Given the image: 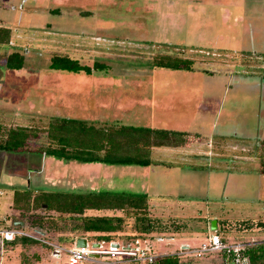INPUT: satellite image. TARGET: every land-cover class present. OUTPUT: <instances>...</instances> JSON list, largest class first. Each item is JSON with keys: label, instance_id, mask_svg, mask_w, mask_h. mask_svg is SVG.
Segmentation results:
<instances>
[{"label": "rangeland", "instance_id": "374dc122", "mask_svg": "<svg viewBox=\"0 0 264 264\" xmlns=\"http://www.w3.org/2000/svg\"><path fill=\"white\" fill-rule=\"evenodd\" d=\"M2 1L0 21L11 29L12 35L9 44L0 45V125L3 127L0 134L9 127L29 126L39 131V138L33 144H44L47 136L43 130L53 118L94 116L91 115L92 105L84 109L78 103L88 105L95 95L68 94L67 89H73L78 83H71V77L58 74L71 73L49 68L53 55H68V41L74 42V48L77 49L75 57H79L82 64L93 66L97 61L107 66L105 70L96 72L97 78L122 76V91L132 89L139 93L142 89L145 90L134 81L141 78L147 80L149 75L153 76L151 70L154 59L160 55L194 58L192 61L198 63L194 67L210 68L211 75L220 78L222 82V86L214 92L223 98L218 117L223 131L229 128L225 123L229 119L227 111L232 113L234 110L239 116L235 118L238 124L234 128L237 130L232 128L222 136L213 132L210 140L214 142V147L209 148L213 155L194 157L196 159L192 161L197 168L193 169L195 172L192 180H183L186 165L178 162V158L171 160L170 155L160 158L158 154L163 153L161 150L154 151L152 156L155 160L162 159V162L154 161L146 174L142 167L136 165L101 164L103 168L98 173H93L89 170L91 167H83L85 170L79 168L81 163L76 161L66 162L37 152L0 151V222L12 214L11 199L15 187L33 190L51 186L53 188L50 189L55 190L81 187L89 190L148 193L149 214L155 220L156 230L144 238L150 241L152 252L159 255L174 253L181 244L197 246L213 233L229 242L252 241L256 245L264 244V175L260 173L259 163L262 140L255 135L252 119L253 109L257 105L254 94H264V91H259L258 87L254 91L251 90L252 87H247L250 80L238 84L231 82L238 75L257 73L264 76V56L258 52L246 55L236 50L225 51L205 44L196 36H193L196 40L188 42V31L193 28L196 31L199 27L197 20L190 15L189 7L193 6L194 11L202 6L205 8L199 19L203 23L202 28L198 30L205 33L209 31L206 24L210 0ZM236 1L241 6L242 1L246 3L243 7L247 12L258 5L264 10V0L234 2ZM167 4H171L173 12L180 11L185 18L175 16V20L163 19L162 13L168 8ZM150 5L154 6L152 10H148ZM216 21V26L219 27L218 18ZM95 37L118 42L96 44ZM165 39L167 40L164 41ZM146 40L153 41L154 46L141 42ZM13 51H19L25 56L26 65L20 71L2 66ZM206 52H209V56ZM217 54L220 55L213 56ZM250 59L259 63L255 64ZM222 70H228V73L221 72ZM162 81L156 77L155 81L153 78L149 84L145 83L148 85L147 94L167 93L171 89L170 84L164 85ZM225 83L227 88L223 86ZM117 89L119 87L112 86L111 89L103 88L99 91L108 100L109 94ZM97 90L98 87L95 86V91L98 92ZM108 107L106 105L103 108L107 109H102V114H97L102 123L109 120ZM79 109H84V112ZM133 119L134 116L130 114L114 124L137 125ZM242 119L247 121L246 129H242ZM102 123L97 122L96 125H113ZM221 142L224 145L221 146ZM233 144L238 147L233 149ZM242 145L247 146L246 149ZM204 149L207 150L206 147ZM234 155H246L248 159H234ZM213 220L217 221L216 231L211 230ZM26 231L29 229L26 228ZM131 232H134L132 225H127L123 234ZM57 234L69 235L68 232ZM170 237L173 239L168 241ZM158 238L163 241H158ZM23 239L40 247L45 246L47 251L52 250L39 241L19 238L13 246L1 247L0 244V264L39 263V251L33 248L17 249L23 246ZM129 241L131 240L121 239L119 242ZM62 245L70 244L64 242ZM61 256L59 264H65L66 256ZM227 258L221 253H210L203 259L191 258L181 262L203 264L204 261L200 260H207L209 264H225ZM51 264L55 262L52 261Z\"/></svg>", "mask_w": 264, "mask_h": 264}, {"label": "trees", "instance_id": "16d2710c", "mask_svg": "<svg viewBox=\"0 0 264 264\" xmlns=\"http://www.w3.org/2000/svg\"><path fill=\"white\" fill-rule=\"evenodd\" d=\"M11 35L9 27L0 26V44H9ZM25 61L23 53L13 51L2 66L20 71L25 67ZM106 67L97 61L93 66L83 65L77 59L60 54L53 55L49 64L54 71L87 75ZM154 67L190 70L193 61L160 55L154 59ZM2 128L0 125V130ZM43 132L47 142L35 146L33 143L39 138V131L33 127L4 129L0 134V151L37 152L81 164L148 167L153 163L154 148L184 143V134L180 132L119 123L97 126L93 122L69 117L53 118ZM260 147V173L264 175V140ZM11 202L12 214L0 222V227L36 230L52 242H68L69 246H73L79 238L91 239V242L133 240L137 236L151 235L156 230L155 220L149 214V195L146 193L18 188L13 192ZM127 225H132L134 232L123 234ZM60 232H68L69 235L59 236L57 233ZM23 245L27 248L36 244L23 239ZM245 254L249 264H264V244L247 249ZM158 264L182 263L178 257L169 255L161 258Z\"/></svg>", "mask_w": 264, "mask_h": 264}, {"label": "crops", "instance_id": "0c3cea01", "mask_svg": "<svg viewBox=\"0 0 264 264\" xmlns=\"http://www.w3.org/2000/svg\"><path fill=\"white\" fill-rule=\"evenodd\" d=\"M234 1H209V16L207 18L208 24H206V27H209V31H205V33L198 32V30L202 28L201 25L203 23L199 21V19H201V14L205 12V8L202 6L201 8H197L196 11H194L193 6H190L189 13L193 16L195 20H197L199 27L197 28L195 25V28H197L196 31H193L194 28L192 31H188L187 36H189L188 40H190L188 42H193L194 40H196V38H193V36H196L199 37L200 41H203L205 44H210L212 47L220 48L225 51L236 50L245 54L249 52H258L260 55L264 56V21H262V18L264 19V10L262 11L261 5H258L257 7H252L253 9L247 12L246 9H244L243 7L246 3L244 4V2L242 1L243 6H241L240 3ZM1 2L3 1L0 0V3ZM167 6L168 8H166V11L162 13L163 19L175 20V16H177L178 18H185V16L182 15L180 11H178L177 13L173 12L171 4H167ZM153 8L154 6L150 5L148 10H152ZM217 18L219 20V27L216 26ZM1 19L2 17H0V20ZM0 26H5L4 22L0 21ZM166 40L167 39H165L164 41ZM141 42L152 44L154 46V42L151 40ZM74 47V42H67L66 49L69 52L68 55L73 59L79 60L81 63L82 61L80 60V58L75 57L76 54H74V52L77 49L75 50ZM186 58L191 60L194 59L191 57ZM250 61L255 64L259 63L257 62V60L250 59ZM195 65H198V63L193 61V67L190 70H171L167 68L153 67L151 70L153 76L149 75L147 80L141 78L137 81H134L135 84H139L141 88H145V90L142 89V91H139V93L141 94H139L138 92H134L132 89H128L125 91L120 90V88H122V85H124V78L122 76L97 78L96 72L91 75H87L85 73H62L58 75L63 77H71V83H78V86H75L73 88L74 90L67 89L68 94L88 93L95 95L93 97V100L88 103V105L80 104V102L78 103V106H82L83 108L85 107L84 109H86L87 107H91L92 105L93 110L91 115L94 116L92 118L83 117L77 119L93 122L94 124H96L97 122L102 123L101 121H99L100 119L98 118L99 116L97 114H102V109H107L103 107L109 105V120H105V122L102 124H114L116 122H119V120L126 118V116L132 114V116H134L133 120L137 122V125L131 126L148 127L158 130L183 133L184 142L185 139H188L185 143H181L177 146H163L159 148H154L152 153H154V151L161 150L164 154L160 152L158 154L160 158H164L165 155H170L171 160L178 158V162L186 165L187 167V171L182 175L183 180H192L194 178L195 172V170L193 169L197 168V165H195L196 163H193L192 161L196 159L194 157L213 155L212 151L209 149L214 147V142L210 140L213 132L216 131L217 135L222 136L227 131L232 130V128L236 127L238 124L235 121V118L238 115L237 112L233 110L232 113H229V110L226 112V116L229 117V119L225 121L229 128L223 131V125L221 126V124L219 123L220 121L218 122V117L221 113V108L223 104V98H221L220 94H216L214 92L215 89H219V87L222 86V82L219 80L220 78H216L215 76L211 75L212 70H210V68L209 70L202 67H199V69H197V67H194ZM224 71L228 73V70H222L221 72ZM156 77L159 80H163L162 82L164 83V85L170 84L171 89H169L167 93L158 95L147 94L148 85L146 86L145 83L149 84L151 81H153V78L155 81ZM246 80L253 81V83L247 81L248 83L246 85L247 87H252L251 90L254 91V89L258 87L259 91L260 89L264 91V76L258 75L257 73L235 76L233 80H231V82H233V84H238L239 82ZM95 86L98 87V92L95 91ZM112 86L119 87V89L113 90L114 92H111V94H109L108 100H106V97H103V94H100L99 90L103 88L111 89ZM223 86L227 88L226 83ZM254 95L255 100L257 101V105L254 107L252 112V119L254 121L253 126L256 130V137L261 138V140L263 141L264 94ZM84 109H79V111L81 110L82 112H84ZM139 124L143 125L141 126ZM246 125L247 121L245 119H242V129H246ZM234 129L237 130V128ZM219 144L222 146L224 145V142H221ZM233 145V149H236L238 147L236 144ZM226 146L229 147L230 145ZM242 146H244L245 149L247 147L245 145ZM204 147H206L207 150H205ZM243 152L245 153V151ZM152 155L154 156V154ZM153 156L152 159L154 158ZM160 158L156 160L153 159V162H162V159ZM235 158H240L243 160L248 159L246 155H234V159ZM83 167H91L89 170L93 171V173H98L99 170L103 168L100 163H88L79 165V168L85 170L86 168ZM142 169V171L145 172L144 174H146L149 172L150 167H142ZM18 188L20 187H15V189ZM45 188L47 189L42 190H50V188L53 187L51 186L50 188ZM63 190L89 191V189L81 187H68L63 188ZM91 191L100 190L93 189ZM207 238L208 237H205L202 242H204ZM168 239L169 241H171L173 237H170ZM13 245V243L7 244V246ZM29 248H33V250L39 251L40 261L37 264H51L52 261H54L55 264L61 263L62 256H56L52 250L47 251V248L45 246L40 247L38 245H33L32 247L26 248L23 245L21 247H18L17 249L26 250ZM194 260H196V258ZM200 261H204L205 264H209L208 262H206L207 260ZM62 264L64 263L62 262Z\"/></svg>", "mask_w": 264, "mask_h": 264}, {"label": "built area", "instance_id": "2783aa9c", "mask_svg": "<svg viewBox=\"0 0 264 264\" xmlns=\"http://www.w3.org/2000/svg\"><path fill=\"white\" fill-rule=\"evenodd\" d=\"M94 40L96 44H115L118 42L102 37H95ZM189 51L193 52L192 50ZM206 53L209 56V52ZM219 55L213 56L218 57ZM243 57L246 56L243 55ZM262 66L264 69V63ZM18 238H30L50 246L56 256L63 254L66 256V264H158L161 258L169 255L178 257L181 262L191 258L203 259L210 253H221L227 256L226 264H249L245 251L256 245V242L252 241H225L219 234L213 233L197 246L182 244L174 250V253L159 255L154 251L152 252L150 241L144 237L135 238L125 243L119 241L89 242L87 240L85 247H77L76 243L73 246H66L49 241L44 234L36 230L26 231L25 228L20 227H0L1 247L13 243ZM157 240L163 241L162 238ZM167 240L169 241V239Z\"/></svg>", "mask_w": 264, "mask_h": 264}, {"label": "water", "instance_id": "95a60500", "mask_svg": "<svg viewBox=\"0 0 264 264\" xmlns=\"http://www.w3.org/2000/svg\"><path fill=\"white\" fill-rule=\"evenodd\" d=\"M15 226H17V223L15 224ZM22 227L24 226V223H22L21 225ZM211 230H214L216 231L217 230V221L216 220H213L212 221V224H211ZM41 234H44L42 232H40ZM87 244V239L86 238H79L77 239L76 241V246L77 247H85ZM95 245H98V244H95Z\"/></svg>", "mask_w": 264, "mask_h": 264}]
</instances>
